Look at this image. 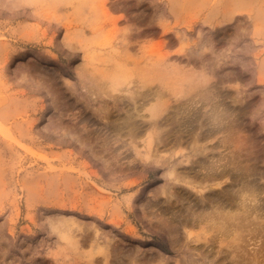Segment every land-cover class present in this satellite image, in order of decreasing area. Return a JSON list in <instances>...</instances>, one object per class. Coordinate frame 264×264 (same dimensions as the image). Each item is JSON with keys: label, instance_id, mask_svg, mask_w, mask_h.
Here are the masks:
<instances>
[{"label": "rangeland", "instance_id": "374dc122", "mask_svg": "<svg viewBox=\"0 0 264 264\" xmlns=\"http://www.w3.org/2000/svg\"><path fill=\"white\" fill-rule=\"evenodd\" d=\"M0 264H264V0H0Z\"/></svg>", "mask_w": 264, "mask_h": 264}, {"label": "bare ground", "instance_id": "6f19581e", "mask_svg": "<svg viewBox=\"0 0 264 264\" xmlns=\"http://www.w3.org/2000/svg\"><path fill=\"white\" fill-rule=\"evenodd\" d=\"M131 123V122H130ZM130 123H129V125H130ZM128 124V123H127ZM132 127V126H131ZM166 143H168V142H166Z\"/></svg>", "mask_w": 264, "mask_h": 264}]
</instances>
